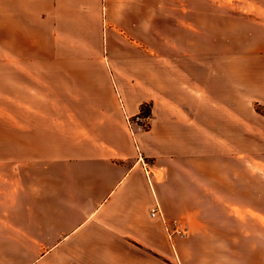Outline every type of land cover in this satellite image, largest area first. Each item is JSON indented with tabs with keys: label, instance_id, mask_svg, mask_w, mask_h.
Masks as SVG:
<instances>
[{
	"label": "crops",
	"instance_id": "obj_1",
	"mask_svg": "<svg viewBox=\"0 0 264 264\" xmlns=\"http://www.w3.org/2000/svg\"><path fill=\"white\" fill-rule=\"evenodd\" d=\"M263 1L257 55L248 53L258 60L255 72L236 76V60L245 59L236 58L234 41L203 45V10L188 9V0H0L3 65L42 66L49 62L44 49L60 43L85 49L90 24L95 42L102 33L106 47L118 34L132 47L140 34L152 35L156 41L146 48L158 70L147 72L153 82L146 94L123 101L127 118L152 104L149 131L139 135L142 156L122 111L112 106L82 124L88 132L81 138L58 137L65 125L49 124L51 150L64 148L50 159H31L45 167L8 161L13 168L3 171L0 186V264H264V153L244 152L237 169L234 155L236 145H261L251 133L264 134L255 111L264 108ZM42 96L28 90L20 111L36 113ZM207 145L217 148L206 154ZM155 206L161 216L151 218ZM173 221L186 225L184 236L165 232Z\"/></svg>",
	"mask_w": 264,
	"mask_h": 264
},
{
	"label": "rangeland",
	"instance_id": "obj_2",
	"mask_svg": "<svg viewBox=\"0 0 264 264\" xmlns=\"http://www.w3.org/2000/svg\"><path fill=\"white\" fill-rule=\"evenodd\" d=\"M259 3L260 0H203L202 3L188 0L187 2L188 9L201 7L203 10V45L210 47L211 42L216 38L218 48L227 43V39L229 42L234 41L231 47L235 51L236 58L245 59L236 60V76L242 73H254L257 66L258 60L250 59L248 53L254 56L253 53L257 52ZM261 3L264 5V1ZM102 21L103 19L101 23ZM228 25V31L232 28L233 32H228L227 35L225 29ZM93 29L94 26L88 24L84 30L85 49L72 48V43H60L61 48L44 49V57L48 58L49 62L38 67L3 65L2 60L6 53L2 50L4 35L0 33V186L3 171L10 173L13 168L8 161L19 162L20 168L38 170L45 167V162L44 164L36 162L35 168L32 158L42 155L44 159H50V153L61 152L64 147H55L51 150V134L54 131L49 130V124L65 125L64 129L58 130V137L81 138L85 132H88L82 128V124L96 119L98 111L108 110L112 106H117L118 110L122 111L121 120L125 131L135 140L134 145L131 139L135 152L142 156L143 147L139 143V135L149 131L148 116L152 104L140 106L139 113L132 118L126 117L122 107L125 97L135 100L136 94H146L148 84L153 82L146 81L147 72L158 73V70L149 64L151 55L146 48L156 39L152 35L148 37L146 33L140 34V41L137 45L132 44V47L126 38L118 34L106 47L102 33L95 42ZM7 36L9 39L10 35ZM159 36L160 41L165 40L163 34ZM191 40L194 41L193 38ZM51 45L58 46L55 42ZM158 53L162 57L163 51L158 50ZM35 72H37L36 76ZM171 79L172 82L176 81L173 76ZM35 89L43 95L35 99L36 113L20 111V107L25 106L29 100L26 98L27 91ZM255 111L264 118V108L256 106ZM29 122L31 124L37 122L43 129L39 127L38 130H27L28 132L19 129L20 123ZM260 132L264 133L263 129ZM251 135L252 139L260 142L261 145H236L234 149L236 169L239 168L238 159L244 157V152L251 155L264 153V134L255 131V134L251 133ZM216 148L207 145L203 147V152L210 154ZM163 149L168 150V147ZM222 149L227 151L226 147ZM24 180L28 185L30 184L29 175Z\"/></svg>",
	"mask_w": 264,
	"mask_h": 264
},
{
	"label": "built area",
	"instance_id": "obj_3",
	"mask_svg": "<svg viewBox=\"0 0 264 264\" xmlns=\"http://www.w3.org/2000/svg\"><path fill=\"white\" fill-rule=\"evenodd\" d=\"M136 119L138 120V118H136ZM160 216H161V214H160L158 206H155L153 209L150 210V217L151 218H156V217H160ZM164 230L171 237H174V236L182 237L186 234L187 227L182 222L173 221L169 224H165Z\"/></svg>",
	"mask_w": 264,
	"mask_h": 264
}]
</instances>
